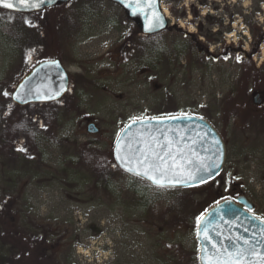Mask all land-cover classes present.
Returning a JSON list of instances; mask_svg holds the SVG:
<instances>
[{
	"label": "rangeland",
	"instance_id": "374dc122",
	"mask_svg": "<svg viewBox=\"0 0 264 264\" xmlns=\"http://www.w3.org/2000/svg\"><path fill=\"white\" fill-rule=\"evenodd\" d=\"M161 7L170 24L185 9L187 18L178 21L183 30L195 32L201 23L207 30L227 31L225 43L240 42L244 52L252 42L250 26L264 29V0H164ZM206 13L210 17L204 18ZM133 22L107 0H70L22 15L0 9V79L12 74L16 85L37 58L57 51L69 76L65 98L55 103L59 126L51 132L57 141L41 143L40 157L25 138L16 141L6 129L11 117L34 123L39 106L25 105L16 116L18 109L9 103L4 107L3 101L0 109V264H37L28 245L41 241L58 264H172L178 246L198 252L195 230L162 229L149 221L142 201L128 192L133 178L114 170L115 141L132 117L183 113L207 120L225 143L226 160L215 179L188 189L205 205L226 193L223 199L245 195L255 204L252 213L264 220V91L254 88L257 78L250 75L242 87L245 74L236 56L221 63L210 58L205 65L182 54L151 71L129 54V32H137ZM221 48L211 44L209 52L217 55ZM263 60L261 43L252 61L257 68ZM15 85L0 89V101L11 97ZM230 89L243 103L237 115L226 117ZM255 91L260 102L253 108L249 99ZM243 110L257 125L243 120ZM89 123L98 132L89 133ZM85 143L110 159L96 173L74 164ZM6 174L15 182L11 188ZM137 189L141 193V186ZM168 189L147 186L144 202L163 207L172 195Z\"/></svg>",
	"mask_w": 264,
	"mask_h": 264
},
{
	"label": "trees",
	"instance_id": "16d2710c",
	"mask_svg": "<svg viewBox=\"0 0 264 264\" xmlns=\"http://www.w3.org/2000/svg\"><path fill=\"white\" fill-rule=\"evenodd\" d=\"M59 5L61 4H57V6ZM192 10L193 15L197 17L195 9L192 8ZM2 11L8 12L5 10ZM8 13H12L14 15L24 14L17 12ZM186 14L187 13L185 9H183L180 13H177L176 23H174L173 25H169L165 30L159 33L152 35H142L139 26L135 22H133L136 25L135 31L137 32H129V54L135 60L142 62V64L151 71H155V69L160 67L163 63L170 64L171 61L177 60L179 55L182 54L185 55V57L188 58L189 61L195 64L205 63V65L210 58L215 60L216 62L221 63L227 61L230 57L233 58L236 56L235 59H237V57L239 56L241 57L239 62L241 68L243 69V75L245 74V77L241 81L243 84L242 87H245L250 83L249 76L253 75L257 78V81H254L253 84L258 85L254 88L264 91V60L261 66L257 68L252 61V55L257 53L260 44L264 43V29L261 26H250L252 42L250 43V50L248 52H244L241 49L240 42L236 44L225 43L222 38V34L228 33L227 31L222 32L219 31V29H216L215 31H211L210 29L207 30L202 26L201 23H196L195 32H188L185 29L183 30L178 24V21L185 20L187 18ZM208 17L210 16L208 13H206L204 18ZM210 25H221V22H211ZM133 39L134 41H132ZM211 44H220V46H222L220 52L217 55L213 52H209V47ZM59 56L60 54L57 51L49 57H39L37 58L38 61L35 62L31 67L42 60L59 58ZM32 61H35V58H33ZM13 85H15V82L12 74H8L7 76L5 75V77H2L0 79L1 90L5 87L11 88ZM253 93L256 94V91ZM65 96L63 98H65ZM246 98H248V96ZM7 99L8 100L0 101V105H2L0 109H2L3 107V101L5 104L4 107H6L9 103L10 106H14L15 109H18V112L14 114V116L18 115L21 112L20 109L26 107L27 105H31L33 107L39 106V108H36L35 119L33 120L34 123H29L23 118L11 117L13 118V120L10 121V125L8 126L9 128H5L9 130L10 134H12L10 135L11 138H15L16 141H20L22 138H25L27 140V146L36 150L38 157H40V149L38 146H40L41 143H55L57 141L56 136L51 132V129L53 127L59 126V113L58 108L55 104L57 101L49 103H33L22 106L15 104L11 100V97ZM225 100L226 106H224L223 109L225 116L229 117L232 115H237L238 113L236 111V107L243 103L241 97L239 96V98L235 100L234 91L233 89H230L229 92L225 94ZM249 100L250 106L256 108V104L255 102H253L254 97H252V99L250 98ZM74 108L76 107L74 106ZM3 112L4 110L2 111V113ZM249 112L250 111L248 110H243L242 113L245 117V119L243 120H247L248 124L252 127L254 125H257V118L255 117L256 120L250 118L251 116ZM2 113H0V122L2 117L4 116ZM106 154L107 153H105L104 151L92 147L90 143H85L80 145V147L78 148V158L77 161H74V164L75 166L82 165L89 171L96 173V171H98L97 169H99L101 165L104 166L110 161L108 155ZM114 170L120 173H124V171L115 166ZM130 176L133 178V182L129 186L128 192L132 194L136 201H142V204H144V217L148 218L151 222L158 223V225H160L162 229L185 228L195 230L196 218L201 216L212 205L229 195L228 193H226L223 197H220L214 200L212 203L205 205L203 204V201L201 202V200L194 197L195 194L193 190L183 188H170L168 189V191L172 194L171 198L163 207H159L154 203L144 202L143 198L146 194V187L151 185H149L144 180L136 178L132 175ZM6 177H8L9 179V188L13 187L15 185V182L10 174H6ZM105 180L107 181L108 177H105ZM138 186H141V193L138 192ZM3 191L5 190L3 189ZM11 205L12 202L6 205V210L4 211L5 214H10ZM0 211H3V207L1 204ZM1 240H3V236L0 232V241ZM28 247H32L33 251L37 254V264H58L54 256L48 254L50 249L47 248L46 243L44 244L41 241L38 244H32V246L28 245ZM16 256L20 257L21 254L18 253ZM170 261L172 262V264H198L197 251H185L181 246H178Z\"/></svg>",
	"mask_w": 264,
	"mask_h": 264
},
{
	"label": "water",
	"instance_id": "95a60500",
	"mask_svg": "<svg viewBox=\"0 0 264 264\" xmlns=\"http://www.w3.org/2000/svg\"><path fill=\"white\" fill-rule=\"evenodd\" d=\"M68 1L70 0H45V3L39 10L20 6L14 10L4 9L3 7H0V9L17 13H31ZM107 1L120 6L127 17L139 26L142 35L159 33L165 30L169 25L168 18L161 4L159 5V10L164 16V26L153 32H146L145 24L147 21L145 15L141 13L133 14L132 8L125 7V4L129 3V0H124V3H121V0ZM145 11H147V9ZM68 87V72L62 65L61 60L59 58L48 59L36 64L19 80L12 90L11 100L15 104L22 106L33 103L54 102L61 99L67 93ZM56 93H59V95H56ZM17 94H20L22 99H16ZM258 96V94H255L254 102H260V100L257 99ZM188 116L192 117V119H165L160 123L151 121V128L147 127L148 121H145L144 124L137 122L129 130L126 126L131 124L130 121L121 130L119 136L127 143L128 140L125 139L126 137L128 139L139 138V133L151 132V134L157 136L160 141L163 142L164 134L167 133L170 138L180 140V147L188 144L200 156H211L212 159L220 165L218 169L213 170L214 173H218L214 176L215 179L221 173L225 163V143L219 132L207 120L204 118L200 119L201 117L199 116ZM87 131L89 133H96L98 132V128L94 123H89L87 125ZM181 137H183V139H180ZM216 140H219V144L215 143ZM193 141H195V143H193ZM116 143L117 139L113 147V159L115 164L124 171V169L119 166V161L116 160ZM205 149L208 151H205ZM217 154L220 156L219 160H217ZM188 155L191 156L192 154L188 153ZM193 159L195 160V157H193ZM124 172L127 173L126 171ZM139 179L152 185L151 182L146 179ZM210 181L212 180H209V182ZM200 185L203 184H196L190 187L177 186L174 188L188 189ZM225 201L226 199L220 200L208 208L202 214L205 217L204 222H202L199 227L196 224L195 239L199 244L197 252L198 264H206V261L201 259V257L205 256V250L207 251V255H211L215 251L213 244L218 248L227 246L230 251L234 246L248 248L249 245H254L259 252L264 253V220L252 213L255 204L245 195H239L233 199L227 198V203ZM205 229H207L206 232ZM198 232L199 235L197 234ZM245 240L249 242L248 245L244 244ZM248 259L251 260L253 264H257L259 256L249 255Z\"/></svg>",
	"mask_w": 264,
	"mask_h": 264
},
{
	"label": "snow or ice",
	"instance_id": "6c2138e0",
	"mask_svg": "<svg viewBox=\"0 0 264 264\" xmlns=\"http://www.w3.org/2000/svg\"><path fill=\"white\" fill-rule=\"evenodd\" d=\"M44 3L45 0H0V7L14 10L20 6L39 10ZM121 3H124V0H121ZM162 3H164V0H129L125 7L132 8L133 14H144L147 21L145 31L153 32L164 26V16L159 10V5ZM146 9L147 11H145ZM25 23L33 26L30 21H25ZM240 59L241 57L238 56L237 60ZM4 95L8 96L9 93L4 92ZM56 95H59V93H56ZM16 99H22V96L17 94ZM165 119L190 120L192 117L183 113L180 116L132 117L131 124L127 125L126 128L130 130L137 122L144 124L145 121H148L147 127L151 128V121L160 123ZM138 135L139 138L128 139L126 137L127 143L119 135L117 136L116 160L119 161V166L124 171L135 177L146 179L157 188L168 189L177 186L190 187L196 184H205L209 180H213L214 176L218 174L214 173L213 170L218 169L220 165L211 156H200L188 144L180 147V140L170 138L167 133L164 134L163 142L151 132L139 133ZM180 139H183V137ZM215 143L219 144V140H216ZM18 151L23 152L25 149L19 148ZM205 151L208 150L205 149ZM188 153L192 155L189 156ZM193 157H195V160ZM219 158L220 156L217 154V160ZM225 202L227 203V199ZM204 220L205 217L203 215L197 217V226L199 227ZM206 231L207 229H205ZM197 234L199 235V232ZM244 244L248 245L249 242L245 240ZM213 248L215 251L211 255H207L205 250V256L201 257V259L206 261V264H253L248 259L249 255L259 256L257 264H264V253L259 252L254 245H249L248 248L234 246L231 251L227 246L218 248L213 244Z\"/></svg>",
	"mask_w": 264,
	"mask_h": 264
},
{
	"label": "flooded vegetation",
	"instance_id": "af4514ba",
	"mask_svg": "<svg viewBox=\"0 0 264 264\" xmlns=\"http://www.w3.org/2000/svg\"><path fill=\"white\" fill-rule=\"evenodd\" d=\"M128 43H129V41H128ZM226 160V159H225Z\"/></svg>",
	"mask_w": 264,
	"mask_h": 264
},
{
	"label": "bare ground",
	"instance_id": "6f19581e",
	"mask_svg": "<svg viewBox=\"0 0 264 264\" xmlns=\"http://www.w3.org/2000/svg\"><path fill=\"white\" fill-rule=\"evenodd\" d=\"M165 11V10H164Z\"/></svg>",
	"mask_w": 264,
	"mask_h": 264
}]
</instances>
